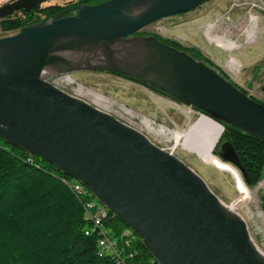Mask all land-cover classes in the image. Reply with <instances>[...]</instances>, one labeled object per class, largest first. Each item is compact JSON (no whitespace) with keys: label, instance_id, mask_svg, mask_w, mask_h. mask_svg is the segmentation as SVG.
<instances>
[{"label":"water","instance_id":"1","mask_svg":"<svg viewBox=\"0 0 264 264\" xmlns=\"http://www.w3.org/2000/svg\"><path fill=\"white\" fill-rule=\"evenodd\" d=\"M47 0H7L0 20ZM207 0H105L60 11L0 37V139L37 155L83 186L142 240L159 264H264L244 221L228 212L204 180L180 159L110 113L42 77L105 70L136 79L264 141V105L203 62L153 37L136 33ZM141 48L132 69L76 67L54 52L79 49L112 54L119 41ZM61 44V47H58ZM110 57V56H109ZM221 160L238 165L230 144ZM244 183V182H243Z\"/></svg>","mask_w":264,"mask_h":264},{"label":"rangeland","instance_id":"2","mask_svg":"<svg viewBox=\"0 0 264 264\" xmlns=\"http://www.w3.org/2000/svg\"><path fill=\"white\" fill-rule=\"evenodd\" d=\"M48 4L70 8L74 1L48 0L42 3ZM250 14L256 17V23L252 39L248 40L245 30ZM143 31L197 48L246 94L264 101L263 0H207L194 10L163 18ZM14 32L0 30V37ZM212 34L226 35L237 43L214 39ZM230 57L240 62L237 71L228 69L226 61ZM66 76L72 82H65ZM49 82L70 95L104 108L121 122L143 133L158 148L185 163L204 180L226 210L244 221L251 243L264 256V213L261 209L264 173L257 185L247 187L237 166L217 156L222 153V144H217L220 127L216 123L192 107L105 70H64L49 78ZM79 85L83 89L81 92L77 91ZM90 91L106 98L107 103L98 104ZM142 119L147 120L152 129L143 125ZM161 127L169 131L168 139L157 133ZM172 133L178 135L172 137ZM91 202L98 203L95 197Z\"/></svg>","mask_w":264,"mask_h":264},{"label":"trees","instance_id":"3","mask_svg":"<svg viewBox=\"0 0 264 264\" xmlns=\"http://www.w3.org/2000/svg\"><path fill=\"white\" fill-rule=\"evenodd\" d=\"M72 1L74 7L105 0ZM66 9H69L68 6L40 3L29 11L17 10L0 20V30L3 33L16 32L26 25L50 18ZM135 36L153 37L177 51L184 52L192 59L203 62L246 93L197 48L184 46L174 39L143 30ZM127 79L170 97L166 92L147 83ZM257 101L264 105V101ZM217 121L224 127L217 144L232 146L244 184L254 187L264 173V141L222 120ZM76 183L82 186V183L57 170L45 159L0 139V264H118L119 261L113 254L100 251L98 231H85L92 225L85 219L86 205L92 203L94 196L84 186L82 192L74 191L71 186ZM261 209L264 213V195L261 197ZM101 211L103 226L122 248L120 256L127 264H159L132 230L128 244L125 243V238L121 236L122 231L130 228L122 220L103 205ZM129 254L131 255L128 256Z\"/></svg>","mask_w":264,"mask_h":264},{"label":"bare ground","instance_id":"4","mask_svg":"<svg viewBox=\"0 0 264 264\" xmlns=\"http://www.w3.org/2000/svg\"><path fill=\"white\" fill-rule=\"evenodd\" d=\"M248 19H249V25H248V28L245 30V35H246V38L249 40V39H252L251 37L254 34L256 17L254 15L250 14ZM212 37L214 39H217V40H222V41L228 40L234 44L237 43L235 40L228 38L226 35L212 34ZM58 47H61V44ZM111 48H112V52H111L112 54H108L107 53L108 51L105 48H103V46L98 47L96 49L95 53H93V54L89 53L87 51H84V50H79V49L63 50L60 48L58 51L54 52V55L58 59H60L61 61L69 63L72 68L91 67V66H98V67L107 68V67L118 66L120 68L130 70L133 68V64L137 61V58L139 57L141 44H140L139 40L129 39L126 41H119L116 44H114ZM226 65H227L229 70L237 71L239 66H240V62L237 59L230 57L226 61ZM59 70H61L60 66H56V67H52V66L50 67L49 66L43 71L42 77L43 78H51L54 75H56V73ZM65 82L70 83V82H72V79L70 77L66 76ZM82 90H83L82 87L79 85L77 87V91L81 92ZM91 94H92L94 100L97 101L98 104H99V102L107 103V99L104 98L103 96L98 95L96 93H92V92H91ZM143 122L149 129H152V127L150 126V124L147 120L143 119ZM152 132H153V130H152ZM168 132L169 131H167L166 128L164 129L162 127L157 131L158 134H162L166 139H168V135H167ZM177 135H178V133H172L171 134L172 137H175ZM224 167L232 169L230 166L224 165ZM233 172L235 174H237L236 171H233ZM82 186H83V184H82ZM82 186H80L81 189H82ZM240 189L243 190L244 187L240 186ZM98 246H99V249L101 250V240H98ZM118 264H121V262L119 261Z\"/></svg>","mask_w":264,"mask_h":264},{"label":"built area","instance_id":"5","mask_svg":"<svg viewBox=\"0 0 264 264\" xmlns=\"http://www.w3.org/2000/svg\"><path fill=\"white\" fill-rule=\"evenodd\" d=\"M6 1L7 0H0V3L2 4ZM45 79L49 81V78H45ZM102 110H104V108H102ZM71 188L76 192H79V193L82 192L80 185H77V183L73 184ZM85 219L88 220L92 224L90 227L86 228L85 231H90V232L93 230L98 231V240H101V250L100 251L110 252L111 254H113L114 258H116L118 261L121 262V264H127L125 259L120 256L122 248H120L119 245L115 243V241L111 238L109 231L103 226V222H102L103 211H101V204L100 203H89V205H86ZM121 236L125 238V243L128 244L129 238L132 236L131 229L123 230ZM130 255L131 254H129L128 256Z\"/></svg>","mask_w":264,"mask_h":264}]
</instances>
